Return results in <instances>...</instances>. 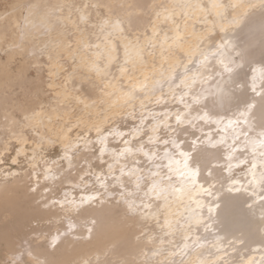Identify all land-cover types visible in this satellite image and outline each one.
<instances>
[{"label":"bare ground","instance_id":"6f19581e","mask_svg":"<svg viewBox=\"0 0 264 264\" xmlns=\"http://www.w3.org/2000/svg\"><path fill=\"white\" fill-rule=\"evenodd\" d=\"M101 5L51 0L0 27V127L19 143L12 164L28 162L5 169L0 139V253L14 264H264V64L245 66L264 0H166L141 37L128 34L134 13L96 25ZM38 49L50 97L34 107L46 91L38 78L24 85V63L11 67ZM55 143L56 160L41 152ZM36 217L55 233L25 234ZM137 228L148 234L136 240ZM22 234L35 238L18 260Z\"/></svg>","mask_w":264,"mask_h":264},{"label":"rangeland","instance_id":"374dc122","mask_svg":"<svg viewBox=\"0 0 264 264\" xmlns=\"http://www.w3.org/2000/svg\"><path fill=\"white\" fill-rule=\"evenodd\" d=\"M49 1H51V0H24L21 3H19V4H16V3L14 4L12 0H0V27H1L2 24H6L9 21V19H12L15 16H16V18L18 20V23L20 25H24L25 17H26V15H27V13H28V11L30 9L34 8L35 6L42 7V6L46 5ZM165 1L166 0H161V1H158V0L157 1L156 0H143V1L142 0H139V1L138 0H123V1L122 0H117V1L113 0L111 2V5L115 6V8L107 10L106 6L104 5L105 4L104 0H100V1L96 0L98 5H101V4H103V5L100 6V13L97 15V17H96V22L97 23L96 22L95 23H96V25H99V22L102 19L105 21L106 18L109 17V16H113V17L115 16V17L124 19L128 15H133V13H134V16L141 17V20H139L140 22H138V21L131 22V25L129 23L130 26L128 25V28H129L128 29V34H129L130 37H136L137 35H138L137 37L145 36L146 34L149 33L150 27H151V25L154 22V18L156 16L158 10H160V8H161V4L164 3ZM86 4L90 5L89 2H87ZM140 15H142V16H140ZM133 23H134V26H133ZM0 32H1V30H0ZM91 32H89L90 33L89 34V39L92 41V40L95 39L94 35H95L96 32H94L93 30ZM247 36H248V41L250 42V45H249L250 46V50L252 52L251 56L245 62L246 72H247V74H249L250 73V69L252 68V66H254L253 63L256 62V63L264 64V18L257 20L256 24H254V26H251L249 28ZM90 37H92V38H90ZM1 38L2 37L0 35V58L2 60H5V56H4L3 51L5 49H7V43L9 42V38H6L4 40H2ZM216 44H215V42H212L210 44V46H215ZM28 54L29 53L26 52V51L23 52L22 54H20L16 58L15 62L12 64L11 68H12V71L15 72L17 70L16 68L21 66L20 64L24 63L26 66H28V71H27L28 73L26 74V79L27 80L29 79V81L25 80L27 82H25L24 85H28L27 83L33 82V80L35 78H36L35 80L39 79L38 81L42 85L44 91H46V94L44 96H40L38 99H35L33 101L34 102V107H36V106H39L42 102H47L48 98L50 97V93L47 92V90L45 88V85H46V83L48 81V79H47L48 78V72H47V65H46L47 61L45 60L44 55L42 54L41 50H39V49L35 53L29 54V55ZM37 56H39L38 60L42 64L40 63V65H39L40 71L36 73V70H35L36 65L33 64L34 63L33 61H34V58L37 57ZM61 61L66 66L70 65V62L65 60L64 57L61 58ZM182 61H184V58H182ZM253 92H254V90L251 91V89L249 87H245V89L243 90V92L241 94H237L238 102L241 105L248 104V102L251 100ZM16 93H17L16 97L18 99H22L23 98L22 97L23 93L21 94V92L17 88H16ZM35 102H36V104H35ZM237 108L239 110V106L229 109V111H227L228 114H230V115H233V114L238 115ZM136 114H135L136 116H138V115L140 116L139 109H136ZM16 117H18V119H21V117H20V115L18 113L16 114ZM138 120H139V118H138ZM0 121H1L0 123H4L5 122V119L3 118V112L1 110H0ZM118 122H119L118 123L119 126H121L123 128H126V129H132L134 124H136L135 120L130 121L129 122L130 124L129 123L126 124L125 122H122L121 120H119ZM112 123L113 122L109 123V125L106 127V130H108V131L111 130ZM18 130L20 131V129L17 128V131ZM8 131H9L10 134L8 133ZM24 131L29 133V131H31V130L25 129ZM75 131H77V132L78 131H84V129L76 128ZM12 133L13 132L9 128H6V127L5 128H1L0 127V135L4 136V139L1 136H0V139L2 138L3 142H7V143L10 144L9 151L7 152L6 158H5V169H7V168L8 169H10V168L16 169V168H18V166H20L23 169H28V162L22 156L19 157V160H18L19 165H13L12 164L11 157H13L15 155V153L17 151L16 148H18V146H19V143L16 141L17 140V138L15 137L16 135L14 133L13 134ZM195 139H201V136L197 135V136H195ZM182 145L183 144H181V146ZM43 147H44V149H43ZM59 147L60 146L58 144H56V143L48 145V146L44 145L41 148V152H43L49 158H52V159L56 160V159H58L59 157L62 156V150H61V147L60 148ZM246 155L244 156V158L246 157L245 158L246 161H248V159L252 160V157H254L252 152H250V154H248L247 156ZM246 161L245 162H241L240 161L241 162L240 164L243 165V164L246 163ZM208 167H209V164H206L205 168H208ZM236 168H238V167H236ZM220 174L221 173H218V175H220ZM206 176H207V178H210V174L209 173L206 174ZM233 184H235V182H233ZM29 185L30 184H28V187H29ZM32 221H31L30 225L28 226V228L25 230V234L29 233V232H31L33 230H37L39 232L38 235H45V236H49V235H51V233L52 234L55 233V229L54 228L49 226V224H46L45 222L40 221L37 217L34 218ZM47 225H48V227L50 229H48ZM138 229L140 231H142L141 228H137V229L132 230V236H136V240L138 239L139 235H140L139 237H143V236L148 234V231H144V233L141 232V234L134 235V234L140 232ZM25 234H22L20 236V238L16 241V243L14 245V248H13V251H12V254H14L15 258H17L18 260H19V257H21L30 248V244H33L32 241L35 238L34 235L27 236ZM6 256H7L6 253H3V252L0 253V258H2L0 260H2V263H4V264H14V263H10L9 259H6ZM78 262L79 261H77V262L75 261L76 264Z\"/></svg>","mask_w":264,"mask_h":264}]
</instances>
